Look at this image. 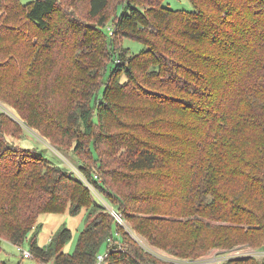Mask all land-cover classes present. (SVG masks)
<instances>
[{
    "label": "trees",
    "instance_id": "1",
    "mask_svg": "<svg viewBox=\"0 0 264 264\" xmlns=\"http://www.w3.org/2000/svg\"><path fill=\"white\" fill-rule=\"evenodd\" d=\"M61 1L0 0V100L53 145L75 143L85 178L153 246L191 260L264 248V0H190L192 11L70 0L90 21ZM22 131L0 111L2 240L21 245L40 214L85 207L72 253L67 227L45 247L31 235L39 264H94L104 243L108 264H177L135 240L86 182L10 139Z\"/></svg>",
    "mask_w": 264,
    "mask_h": 264
},
{
    "label": "rangeland",
    "instance_id": "2",
    "mask_svg": "<svg viewBox=\"0 0 264 264\" xmlns=\"http://www.w3.org/2000/svg\"><path fill=\"white\" fill-rule=\"evenodd\" d=\"M23 3H27L32 0H21ZM61 4L64 5L66 11H73L75 15H79L84 20L90 21L87 16V11L85 4L83 2H78L76 7L70 2V0H62ZM71 4V6H70ZM164 4L173 8V9H185L188 11L194 10V5L190 0H164ZM60 11H65L61 7L57 9L52 17L51 21L58 20V14ZM112 10H109V14ZM33 31V30H32ZM35 33V31H33ZM124 46H128L131 48L132 52H138L143 47L144 44L132 39H125L123 41ZM113 62H111L112 64ZM110 64V65H111ZM50 68V63L48 64ZM59 70V68H58ZM96 71V70H95ZM103 88V87H102ZM101 88V90H102ZM101 92V91H100ZM0 111H4L11 115L15 120L19 121L24 127V131H22L21 138H13L10 139L16 144H20L25 147H37L43 152L44 155L49 157L52 162L61 166L63 169L68 171L70 174L76 176L80 180L86 182V178L81 172L80 165V157L81 154L74 151L75 143L67 144L64 147L53 145L49 139L44 137L40 132L35 129L29 127L22 119L19 111L12 105L8 104L5 101L0 100ZM105 145H103V149H105ZM87 183V182H86ZM90 191L93 195V201L96 204L104 205L112 213L115 214L109 202L104 198L102 193L94 186H89ZM120 224L127 230L131 236L141 243L145 248L150 250L151 252L157 254L158 256L176 262L177 264H214L217 262L225 261L229 258L235 257H253L259 262L264 260V248H257L250 244H241L234 246L230 249H212L206 255L200 257L197 260H191L189 258H179L178 256L170 253L168 250L153 246L147 238L143 235L139 234L132 230L130 224L120 219ZM88 223V214L85 207L79 210L77 213H72L69 208H67L64 212H44L40 214L39 220L32 231L29 232L28 238L21 244L17 245L9 240H2V250L0 252V258L5 261L7 264H39V262L33 256H24V251L30 250V237L36 231L37 232V241L41 247H45L50 240L51 235L54 232L59 231L63 227H67L71 231L70 238L66 241L63 250L68 253H72L75 250L78 236L80 231L86 226ZM20 246V247H19ZM107 251V244L104 243L102 246L100 253L105 254ZM40 264H53V261L48 263H40Z\"/></svg>",
    "mask_w": 264,
    "mask_h": 264
},
{
    "label": "built area",
    "instance_id": "3",
    "mask_svg": "<svg viewBox=\"0 0 264 264\" xmlns=\"http://www.w3.org/2000/svg\"><path fill=\"white\" fill-rule=\"evenodd\" d=\"M95 177L97 178V175H95ZM86 182H87V184L89 185V186H93L88 180H86ZM95 187V186H94ZM115 216H116V218L118 219V221H121L120 219H121V216L119 215V214H117V213H115ZM20 247V246H19ZM24 256H27V257H29V256H31V252H30V250L29 251H24ZM105 258H106V253L105 254H98V257H97V261L94 263V264H108L107 262H106V260H105Z\"/></svg>",
    "mask_w": 264,
    "mask_h": 264
},
{
    "label": "water",
    "instance_id": "4",
    "mask_svg": "<svg viewBox=\"0 0 264 264\" xmlns=\"http://www.w3.org/2000/svg\"><path fill=\"white\" fill-rule=\"evenodd\" d=\"M2 239L0 238V243H1Z\"/></svg>",
    "mask_w": 264,
    "mask_h": 264
}]
</instances>
